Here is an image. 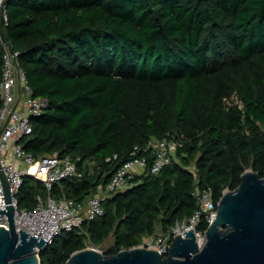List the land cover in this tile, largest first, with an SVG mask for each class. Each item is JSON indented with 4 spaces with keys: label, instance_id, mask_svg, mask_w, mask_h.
<instances>
[{
    "label": "trees",
    "instance_id": "1",
    "mask_svg": "<svg viewBox=\"0 0 264 264\" xmlns=\"http://www.w3.org/2000/svg\"><path fill=\"white\" fill-rule=\"evenodd\" d=\"M6 4L5 38L34 96L48 99L23 145L37 158L69 155L84 172L56 185L54 196L84 203L135 156H147L150 168L152 138L181 140L172 163L111 193L104 215L63 232L40 252L42 264H66L110 240L107 255L139 246L189 220L198 190L218 205L247 169L264 177V0ZM4 54L0 36V81ZM47 194L26 176L19 208L33 210ZM208 226L204 215L197 230Z\"/></svg>",
    "mask_w": 264,
    "mask_h": 264
},
{
    "label": "built area",
    "instance_id": "2",
    "mask_svg": "<svg viewBox=\"0 0 264 264\" xmlns=\"http://www.w3.org/2000/svg\"><path fill=\"white\" fill-rule=\"evenodd\" d=\"M6 1L0 0V23L2 18L4 23L7 21ZM4 46V72L0 81V226L10 228L8 215L3 211L12 205L15 208L17 231L23 229L30 235L44 237L50 245L63 232L82 229L86 221L103 216V201L111 193L127 190L131 186L130 180L137 174H143L148 169L152 174H157L164 166L173 162L181 140L174 134L164 138L155 137L145 148V151L152 152L154 156L150 168L147 156H135L117 169L107 186L99 185L97 192L84 203L76 202L64 194L54 196L52 192L56 185L61 186L65 179H82L84 172L69 155L55 153L37 158L26 151L23 140L32 134L33 119L43 114L48 106V99L34 96L26 72L20 66V52L13 50L9 44ZM9 143L11 150L8 149ZM18 163L22 165L21 168H18ZM1 173H4L9 183L11 203L7 202ZM26 176L42 182L48 193L46 197L38 196V204L33 210L19 208L18 194ZM195 197L199 209L189 220L177 221L168 231L157 237L146 238L140 245L154 248L167 256L174 237L185 236V230L193 229L202 248L208 239V228L201 231L197 230V226L204 215L209 226L214 222L217 205L210 191L198 190Z\"/></svg>",
    "mask_w": 264,
    "mask_h": 264
},
{
    "label": "water",
    "instance_id": "3",
    "mask_svg": "<svg viewBox=\"0 0 264 264\" xmlns=\"http://www.w3.org/2000/svg\"><path fill=\"white\" fill-rule=\"evenodd\" d=\"M4 24L2 18L0 36L8 44ZM1 174L11 203L9 183ZM3 213L8 215L10 228L0 226V264H42L40 252L49 248V241L23 229L18 232L12 205ZM184 232L185 236L174 237L167 256L142 245L113 255L91 246L74 252L66 264H264V177L247 169L235 190H225L202 248L195 230Z\"/></svg>",
    "mask_w": 264,
    "mask_h": 264
},
{
    "label": "rangeland",
    "instance_id": "4",
    "mask_svg": "<svg viewBox=\"0 0 264 264\" xmlns=\"http://www.w3.org/2000/svg\"><path fill=\"white\" fill-rule=\"evenodd\" d=\"M8 149H10V150L12 149L10 143H9V145H8ZM90 166H93V163H91ZM21 167H22V165H21L20 163H18V168H21ZM160 233H161V231H159L157 234H160ZM149 238H150V237H149ZM111 244H112V240L108 241V242L105 244L104 247H102V248H100V249L98 248V250L104 253L105 249L108 248V246L111 245Z\"/></svg>",
    "mask_w": 264,
    "mask_h": 264
}]
</instances>
